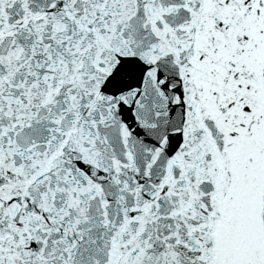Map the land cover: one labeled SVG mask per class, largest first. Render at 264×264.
Segmentation results:
<instances>
[{
  "label": "snow or ice",
  "instance_id": "snow-or-ice-1",
  "mask_svg": "<svg viewBox=\"0 0 264 264\" xmlns=\"http://www.w3.org/2000/svg\"><path fill=\"white\" fill-rule=\"evenodd\" d=\"M0 264H264V0H0Z\"/></svg>",
  "mask_w": 264,
  "mask_h": 264
}]
</instances>
